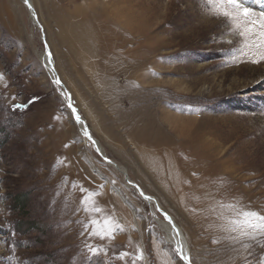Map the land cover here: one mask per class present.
Here are the masks:
<instances>
[{
  "label": "rangeland",
  "instance_id": "obj_1",
  "mask_svg": "<svg viewBox=\"0 0 264 264\" xmlns=\"http://www.w3.org/2000/svg\"><path fill=\"white\" fill-rule=\"evenodd\" d=\"M31 3L29 11L0 0V264H183L160 230L163 216L85 140L69 102L103 157L125 166L128 181L179 227L190 264L264 261V234H245L243 215H264V0H242L255 25L227 0ZM123 7L140 31L113 35L108 25L124 29L121 20L100 12ZM54 8L90 19L109 43L83 59L57 45ZM46 49L55 64L66 58V82L57 77L64 89L42 67ZM117 67L123 73L111 75ZM98 71L104 87L91 83ZM163 149L178 152L184 168L193 164L183 197L144 162ZM225 184L233 204L221 211L229 207L231 217L208 228L213 216L204 210Z\"/></svg>",
  "mask_w": 264,
  "mask_h": 264
},
{
  "label": "bare ground",
  "instance_id": "obj_2",
  "mask_svg": "<svg viewBox=\"0 0 264 264\" xmlns=\"http://www.w3.org/2000/svg\"><path fill=\"white\" fill-rule=\"evenodd\" d=\"M21 1H22V3L26 7V4L24 3V0H21ZM28 5H30V7L33 8V5L31 3V0H28L27 6ZM79 11L82 12V10H80V9H79ZM100 13H103V15H105V16H108L109 15L111 18H113V20L114 19L115 20H119V21L121 20V23H122V26L124 27V29H120V28H116V27H113L111 25H108V27H107L106 30L109 31L110 33H112L113 35H122V34H125L126 35L130 31L131 32L132 31L134 32V31H138L139 30V28L134 27L132 25L133 24V21H134L133 18H137V16L134 17L133 13L127 7H123L121 9H114L112 11L109 10L107 12L108 14L105 13V12H103V11L100 12ZM83 15H85V13ZM31 16H32L33 22L36 23V21L34 20L35 19V15L31 14ZM79 16H76V15L75 16H70L65 11H63V10H55V8L53 10H51L50 11V14H49V18L53 19L57 23V27H58L57 28V33L55 35V39L54 40H55V42H56L57 45L66 46L69 52L71 50L74 51L76 53L77 57H80L81 56V59L85 58V55L88 56L89 58L90 57H94L95 58L97 56V53L98 52H101V48L103 46L102 44L105 43V42H108V40L106 39V40L103 41V39H105V36L104 37L101 36V34L99 32L100 31L99 30L100 29L99 26L96 27L95 25H92L91 24L92 21L90 19H87V18H82L81 19V18H79ZM94 22L95 23H98L96 21H94ZM137 23L138 24L140 23V20L139 19H137ZM105 34H106V32H105ZM110 40H112V39H110ZM115 49H113V50H115ZM105 52H107L106 49H105ZM139 52L140 51H136L135 49L131 50V52H130V58L131 59L134 58V56L137 55L136 53L139 54ZM57 56H58V58L56 59V64H55V62H54L55 59L54 60L52 59V57L54 58V56L50 54V59H48V52L46 51L44 53V55H42V57H40V61L42 63V67H43L44 71L54 81H56L59 78L60 81L66 82V78L68 77V74H69L68 73V70H67V67H66V63H65L66 62V58H62L61 59V57L59 55H57ZM130 58H127V59H130ZM49 60H51V63H49ZM54 65H56V67L58 68L57 69V73H59V74L57 76H56V73H55V70H54L55 69ZM91 65H93L92 66V71L94 72L95 69H97V66L98 65L97 64H91ZM120 70L121 69H119L117 67L115 71L114 70L112 71V74L111 75L117 76L118 74H122L123 72L120 71ZM93 72H91L90 73V76H89L90 77V80H91V83L97 84L99 82L101 84V86L104 87L105 85L103 86V83L105 82V80L101 79L102 76L101 75L99 76V71L98 72H95V73H93ZM54 73H55V75H54ZM105 73L109 76V74L111 73V70H109L107 72L105 71ZM88 74H89V72H88ZM92 77H96V78L95 79L94 78L92 79ZM63 86L66 87L65 85H63ZM63 86H61V87L64 89ZM75 87L74 86L72 87V89H73L72 91H73V94L76 96V93H75L76 92V89H75ZM105 93L106 92H103L102 93L103 94V97H104V99L102 98V100H104L106 102V100H108V97H107V94H105ZM64 95H65V99L68 101V97H70L68 91L67 92L65 91V94ZM99 97H100V95H99ZM77 102L80 103V100H78ZM79 103H78V105H79ZM79 107L81 108V112L83 113L84 108L82 106H79ZM70 111H71V109H70ZM71 114H72L73 120L75 121V124L81 129V132L83 133V135L85 136V134H84L85 131H87L88 134H89L90 130L88 129L86 123L84 121H82L80 119V117H79V119H77L78 112H76V111H73L72 112L71 111ZM88 121H90V119H88ZM169 124L171 126H173V128L178 127V126H176L175 120L172 121V122H170ZM91 127L94 128L92 125H91ZM185 130L183 129L182 132H180V133L185 135V132H186ZM94 132L97 134L96 130ZM85 137H86L85 140H87L89 143H91V145L93 146V148L95 149V151L103 158V160L105 162H107V160L102 155L103 154V151H102V147L100 146L99 142L97 140L92 139V138L90 140L88 138V136H85ZM166 138H164V139H166ZM161 140L163 141V136H159V139H158V141L156 140V142H159ZM93 141H95V143H93ZM145 154H147L146 155L147 157H146V160L145 161L143 160V161L146 162L147 168L152 172V174L155 175V178L159 181V184L161 182L164 186L168 187L169 190H171V192H172V196L175 195L176 197H178L179 195H182L181 197H183V194L184 193L181 190V186L184 183V174L186 173L185 172L186 170H187V173H189V172L192 171L193 164L191 166L188 165L187 168H184V166H182V164L180 162L181 161V157H178V152H175V151H172V150H169V149L159 150L156 153L155 152L154 153L152 152V153H145ZM142 157L145 158V155H142ZM192 163H195V162H192ZM109 164L117 172L121 173L122 176H124L125 181L128 182V184L130 186L134 187L136 189V191L138 192V194L141 196L140 193L143 190H140L135 184L130 183L128 181V178H127V176H128V169L125 166H120V165H117V164H115L113 162H111ZM223 178H224L223 180H226V182H227L228 177L225 176ZM138 179H139V177H138ZM139 181H140V179H139ZM139 184L142 185L141 182ZM225 185H226V187L221 191V195L215 197L214 202L210 205V207H208V208H206L204 210V212H206V213L212 212V216H213V218L209 220L210 223L208 224V228H209V226H210V228H212V227L213 228H218L219 226L224 225L226 223V221L231 217L230 209L228 210L229 207L226 209V212L221 211L222 210L221 207L223 205L229 204L228 206H231L233 204L232 203L233 192L230 191V189L227 186V184H225ZM187 189H190V188H187ZM196 191H197V189H196ZM190 193H191V191H190ZM143 197H141V199L144 200L149 205H151V207H152L153 210H156L157 211V208L160 209V204L157 202V200L155 198L152 197L151 201H149V200H145ZM174 199H176V198H174ZM161 211L162 210L157 211V212H159L163 216V220L158 221L159 222V225H160V230L163 232V234L166 237V239L170 243L173 244V246L175 247V249L177 247V244L182 245L184 255L188 258V264H190L189 255H188L187 246H186L187 243H186V239H185L183 233L181 232V230L179 229V227L173 222L175 224L176 228L179 230V235H176V233L173 232V230H172V225H170L167 220H164L165 219L164 213H163V211L162 212ZM203 215H205V214H203ZM179 260L182 261L183 264H185V261L184 260H181L180 259V256H179Z\"/></svg>",
  "mask_w": 264,
  "mask_h": 264
},
{
  "label": "snow or ice",
  "instance_id": "obj_3",
  "mask_svg": "<svg viewBox=\"0 0 264 264\" xmlns=\"http://www.w3.org/2000/svg\"><path fill=\"white\" fill-rule=\"evenodd\" d=\"M24 3L27 5L28 0H24ZM227 3L235 9L237 14H242V16L246 22H250L252 25H255L257 23L256 20L252 19L253 14L250 12V10L242 4V0L239 3L237 2V0H227ZM258 22H259L260 27L264 28V15H261L259 17ZM49 63H51V60H49ZM55 83L57 85H59L60 84L59 79H57L55 81ZM37 99H39V98L33 97L32 102H35ZM16 107H21V105H17ZM77 119H79V117H77ZM84 134H85V136H88V138L91 140V136L88 134L87 131H85ZM93 143H95V141H93ZM108 162L111 163V161H108ZM113 183H114V181H113ZM140 194H141V196H144L143 192H141ZM144 199L151 201L152 198L148 197V196H144ZM159 210L160 209L157 208V211H159ZM243 215L246 218L245 223L247 225V228L250 230L248 233H245V234L252 236V238H255L259 234H264V215H260L258 212H255V211L245 212ZM164 217H165V220H167L168 223L170 225H172L173 232H175L176 235H179V230L176 228L172 219L170 217H168V215L166 213L164 214ZM93 251H95V250H93ZM176 252L180 256V259L184 260L185 264H188V258L184 255L182 245L177 244ZM139 258L140 257H138V259ZM260 264H264V261L260 262Z\"/></svg>",
  "mask_w": 264,
  "mask_h": 264
},
{
  "label": "water",
  "instance_id": "obj_4",
  "mask_svg": "<svg viewBox=\"0 0 264 264\" xmlns=\"http://www.w3.org/2000/svg\"><path fill=\"white\" fill-rule=\"evenodd\" d=\"M26 7H28V9H29V11H31L32 10V8L30 7V5H26ZM48 49H46V51H47ZM48 52V51H47ZM48 59H50V55H49V53H48ZM54 75H55V73H54ZM60 85V87L62 86V84L60 83L59 84ZM69 105H68V107L71 109V111L73 112L74 110H73V107L72 106H70L71 105V102H69L68 103ZM75 115V114H74ZM108 162V161H107Z\"/></svg>",
  "mask_w": 264,
  "mask_h": 264
}]
</instances>
